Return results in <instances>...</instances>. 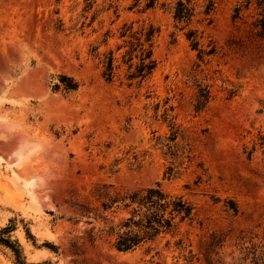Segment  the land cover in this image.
I'll return each mask as SVG.
<instances>
[{"label": "rangeland", "instance_id": "obj_1", "mask_svg": "<svg viewBox=\"0 0 264 264\" xmlns=\"http://www.w3.org/2000/svg\"><path fill=\"white\" fill-rule=\"evenodd\" d=\"M83 1L0 0V225L23 218L14 236L29 262L264 264V37L253 26L255 9L233 19L243 0H214L206 15L207 0H197V14L179 30L175 0L145 12L130 9L133 0H111L102 25L70 32ZM132 20L160 28L158 65L140 88L128 85L125 66L106 81L90 53L106 30L112 36L100 51L115 48L119 27ZM188 28L199 30L204 47L216 46L215 54L199 60ZM60 74L75 78L77 90L57 88ZM198 83L209 84L213 98L195 114ZM165 98L176 106L193 155L172 179L164 177L171 158L157 144L169 128L153 116ZM156 182L193 203L194 219L119 251L115 231L129 210L107 211L103 202ZM0 264H15L1 245Z\"/></svg>", "mask_w": 264, "mask_h": 264}, {"label": "trees", "instance_id": "obj_2", "mask_svg": "<svg viewBox=\"0 0 264 264\" xmlns=\"http://www.w3.org/2000/svg\"><path fill=\"white\" fill-rule=\"evenodd\" d=\"M196 1L175 0L172 13L179 30L189 27L197 14ZM159 4L160 0H133L129 8H136L139 12H145ZM160 5L165 6L166 2H161ZM113 7L111 0L103 3H98L97 0H84L77 18L69 27V31L76 32L79 26V31L83 32L85 27L92 26L97 20L102 25L104 22L99 18ZM250 7L255 9L257 15L253 21V26L257 34L264 37V0L238 1L233 8L232 17L233 19L241 18L243 11ZM214 8V0H207L202 12L210 15ZM159 31L158 26L144 20L124 22L118 29L119 42H117L116 47L100 51L101 46L108 45L109 38L112 36L110 30L103 32L98 40L91 43L90 53L98 59L105 80L113 81L117 70L121 66H125V79L129 86L140 88L146 84L158 65L155 57V46ZM185 36L190 42L191 48L197 51L199 60H204L206 56L215 54L216 46L208 44V47H204L201 44L202 35L198 29L188 28L185 31ZM59 79L60 82L56 83L55 86L57 88L62 86L66 92L75 91L79 87L78 81L71 76L60 74ZM196 86L197 90L192 98L191 106L195 114H198L205 109L213 98V94L209 84L198 83ZM146 97H151L150 92H147ZM175 109L176 106L170 103V98H165L162 103L157 102L153 105V116L161 119L169 128V132L163 137H158L157 142L164 150V154L171 158V164L164 173V177L167 179L181 175L184 171L183 167L187 168V166L182 165L193 160L190 136L183 124L177 122ZM198 165L203 166V163L199 162ZM199 181L196 180V183ZM232 207L236 212L237 206L234 202ZM103 208L107 211L129 210L128 216L119 223L115 231L114 246L123 252L133 251L164 234L173 233L180 223L192 221L195 216L193 203L182 194H172L166 191L160 182L139 190L112 196L103 202ZM23 221V218L12 217L9 218L6 225H0V245L11 251L15 264H45L43 262H29L22 244L14 236L18 224ZM23 229L26 238L34 246H40L31 228L23 224ZM42 246L53 251H57L58 248L49 242H45Z\"/></svg>", "mask_w": 264, "mask_h": 264}, {"label": "bare ground", "instance_id": "obj_3", "mask_svg": "<svg viewBox=\"0 0 264 264\" xmlns=\"http://www.w3.org/2000/svg\"><path fill=\"white\" fill-rule=\"evenodd\" d=\"M18 134H19V133H18ZM22 134H23V133H22ZM16 135H17V134H16ZM16 135H14L13 137H15ZM20 135H21V134H20ZM11 137H12V136H11ZM19 137H20V136H19ZM19 137H18V138H19ZM21 137H22V136H21ZM15 138H16V137H15ZM21 139H22V138H21ZM13 140H15V139H12V141H13ZM16 140L18 141L17 138H16ZM12 141H11V142H12ZM20 142H22V141H20ZM16 143H17V142H16ZM18 143H19V142H18ZM20 144H21V143H20ZM22 144H23V143H22ZM18 148H19V147H18ZM20 149H21V148H20ZM20 149H19V150H20ZM17 151H18V150H17Z\"/></svg>", "mask_w": 264, "mask_h": 264}]
</instances>
